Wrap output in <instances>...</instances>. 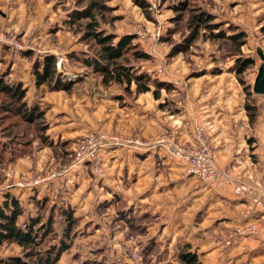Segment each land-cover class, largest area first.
Wrapping results in <instances>:
<instances>
[{
  "label": "rangeland",
  "instance_id": "1",
  "mask_svg": "<svg viewBox=\"0 0 264 264\" xmlns=\"http://www.w3.org/2000/svg\"><path fill=\"white\" fill-rule=\"evenodd\" d=\"M103 1L109 9L101 14L97 13L99 27L106 32H113L117 35L133 34L135 36L134 41L139 43L140 49L150 55L149 59L134 61L132 59L133 63L141 65L144 71L156 77H160V75L172 77L177 80V84L179 83L180 90L192 88L195 91L202 89L204 93L211 86V81L217 79V81H213L215 85L211 88H224V91L222 90L218 94L222 95L220 102L223 105H231L233 102L234 106L240 105L242 107L246 117L242 131L248 135L250 140L257 143L263 157L262 165L264 167L262 151L264 95L254 94L251 90L252 94L247 99L250 103L257 105V116L253 123L249 122L244 109L246 97L243 84L239 82L234 70V62L237 57L252 58V64L247 66L239 75L244 84H248L251 89L258 65L261 62L257 48L264 53V0H185L183 2L185 9H179L180 5L183 4L181 0H144L145 8L139 6L136 0ZM87 3L88 0H0V29L9 36H13L15 42L22 46L20 49H15L0 45V75L5 73L4 79L9 83H22L26 89L24 96L26 103L29 105L38 104L43 109L47 122L46 134L51 141L50 144H42L37 137L38 134L34 131L35 124L33 126V124L20 122L19 126L13 128V133L17 139H20L16 140V143L23 140L28 141L27 144H23L27 145L24 146L26 151L9 161L0 162V197L6 191L18 196L24 209L20 224L29 214L37 212L32 197L34 194L38 197L42 195L40 190L45 184L44 182H47L46 187H50L48 188L50 189L49 194L45 193V195L51 196V204V202L60 201L59 199L64 196L56 188L59 187L57 184L59 177H69L73 182L78 180L79 185H81L80 188L89 183L88 177H82V171L76 172L81 167L89 171L90 175L95 178V182L98 183L106 176L107 164L104 158H112L114 165L112 167L115 168H120L123 162H126V158L131 156L128 152L156 150L175 159L176 157L169 155L162 146L148 147L147 143L161 132L175 131V138L178 143L186 144L180 140L177 126L164 122H160L158 125V122L152 121V117L142 113L143 100L135 101L138 94L131 97L124 94L117 85L104 87L100 83L99 76L80 61L79 57L86 54L91 55L94 51L97 52L96 45L81 39L83 28L76 29L78 25L76 22L72 23L71 19V13L83 9ZM199 10L211 13L214 17L213 20L220 23V29L226 34L234 31L244 33L245 42L238 52L232 49L228 39L211 38L208 31L201 29L187 47L170 54L177 45L184 47V38L190 31L188 26L189 15ZM86 21L88 20L82 19L78 23H85ZM48 53L55 55L56 73L64 71L66 74L68 61H78L84 67L89 68L93 76L91 78L86 76L87 80L80 82L81 77L69 74L64 76L59 73L63 78H79V84L76 82L77 85L74 84L70 90H50L45 84H42L40 87H44L47 93L41 100L42 102H38L37 94L28 92L24 82H29V80L26 81L28 75L31 79L33 78L34 60L41 61L43 56ZM70 54L75 55L79 60L70 57ZM220 73L222 74L216 75ZM18 77L24 78V82ZM221 79L222 81H218ZM230 80L232 81L230 82ZM74 88L76 89L73 90ZM233 92L235 93V96L232 97L234 101L227 95ZM111 93L114 95L122 93L123 98L118 100ZM1 96L2 94H0V99ZM33 99H36V102ZM5 102L6 100L4 102L0 100L2 104ZM140 119H143L145 125L140 124ZM5 120L21 121L19 117L12 116ZM197 125L204 126L205 124H195L193 135ZM250 130L253 132L251 133ZM2 133L0 128V138L7 139ZM100 135L106 138L107 144H110L97 149L96 158H94L96 162L88 160L84 164L82 162L77 166H71L77 147L83 141ZM230 176L236 178L234 175L230 174ZM238 180L254 184L251 180ZM130 183L137 185L136 183L140 182L132 180ZM93 184L95 183L93 182ZM256 187L260 188L259 186ZM51 188L57 190L52 194ZM209 188L213 189L212 187ZM57 192L60 193L59 198ZM87 192L83 193L86 198L82 202L85 203L83 205L77 203L73 206L74 215L82 217L78 231L72 236L70 247L61 253L54 264H82L81 258L76 255L77 252L82 254L85 259L93 257L96 259L98 256L96 247L105 245V243L112 247L113 252L116 251L117 256L114 259L116 261L114 264H142L140 248L143 241L141 238L145 237L149 227L153 226V216L148 214L151 218L145 222V232L131 234L128 232L127 226L121 223L115 226L108 224L110 216L116 215L112 199L107 200L109 205L101 214H97L94 208L101 201L96 202L95 199L89 201L94 195L91 192L90 195L92 196L88 197ZM117 193L121 195L119 191ZM248 202L250 206L243 213L246 217L244 222L228 230L224 237L217 229L215 222L212 223L210 228H213L210 232L206 230L210 220L204 221L203 239L200 238V230L195 229L197 233L193 232V239L185 241L175 254L172 248L170 253L167 249L164 252L162 250L159 252V242L146 239L144 243L153 245L157 243L151 256H148L149 263L183 264L178 260L177 253L187 244L190 250L197 254L200 264H239L238 255L235 254L234 250L232 251L234 240L238 236L264 238L263 235H240L235 232L236 228L255 219L252 213L253 205L249 200ZM65 203L70 205L68 202ZM125 207L127 208V205ZM131 209L135 215L139 214L133 210V207ZM102 220H104L103 225L108 224L107 229L105 226H101L97 230L94 229L95 232L93 224H99ZM101 233L102 235H100ZM231 233L234 235L233 239L226 243ZM98 237L102 239L100 243H97ZM134 248L139 253L137 259L133 257ZM20 254L21 248L14 243L3 242L0 244V264H9L8 261L12 256ZM251 258L246 255L243 258V263L248 264L252 261H250Z\"/></svg>",
  "mask_w": 264,
  "mask_h": 264
},
{
  "label": "crops",
  "instance_id": "2",
  "mask_svg": "<svg viewBox=\"0 0 264 264\" xmlns=\"http://www.w3.org/2000/svg\"><path fill=\"white\" fill-rule=\"evenodd\" d=\"M67 64L66 74L81 77L80 82H85L87 77L93 76L91 70L78 61H68ZM58 73L66 75L64 71ZM159 78L170 82L171 88L168 90L161 88L157 98L153 96L151 90L139 93L135 101L143 100L142 113L152 117V121L158 122V125L164 122L177 126L180 140L186 144L194 141L195 124H205L210 133L217 165L238 179L251 180L256 186L264 188L263 157L257 143L250 140L242 131L246 118L244 110L240 105L234 106L233 102L231 105H223L220 102L222 95L218 94L224 91V88H211L215 85L213 81L217 79L211 81V86L204 93L202 89L180 90L179 83L177 84V80L172 77L160 75ZM18 79L24 82V78ZM28 80L29 82H24L28 92L37 94L36 99L42 102L47 91L44 87L34 85V77L31 79L28 75L26 81ZM227 95L232 98L235 93ZM36 99H33L34 102ZM232 100L234 101L233 98ZM140 124L145 125L143 119H140ZM128 153L131 156L126 158V162H123L120 168L112 167L114 166L112 158H104L107 164L106 176L98 182L99 184L89 171L83 169L84 167L76 172L82 171V177L86 176L87 180H90L85 187L80 188L78 180L73 182L69 177H59L57 183L59 187L56 188L63 193L62 199L73 207L77 203L78 205L85 203L82 202L86 198L83 193L87 191L88 197L92 196L91 192L94 195L89 201L94 199L96 202L107 201L118 196L127 207L131 205L137 213H148L153 216V226H150L148 234L141 238L143 243L146 239H153L159 242V252L167 249L170 253L172 248L174 254L185 241L193 239L192 235L193 232L197 233L196 230H200V238L203 239L204 221L211 220L210 224H207L208 232L215 222L223 237L228 230L244 222L246 217L243 213L249 209L250 204L245 198L235 197L228 187L210 189L192 175H186L184 163L166 153L156 150ZM132 180L140 183L131 184ZM44 183L40 190L42 195L49 194L50 191L48 189L50 187H46L47 182ZM57 189L51 188L52 194ZM118 191L121 195H118ZM252 213L254 216L262 214L261 210L255 208L252 209ZM232 247V251L238 255L239 264H244L243 258L246 255L252 257L248 264H264V238L238 236Z\"/></svg>",
  "mask_w": 264,
  "mask_h": 264
},
{
  "label": "trees",
  "instance_id": "3",
  "mask_svg": "<svg viewBox=\"0 0 264 264\" xmlns=\"http://www.w3.org/2000/svg\"><path fill=\"white\" fill-rule=\"evenodd\" d=\"M183 2L185 0H181V3ZM136 3L142 8L146 6L144 0H136ZM183 4L180 5L179 9H185V3ZM108 9L103 0H88L83 9L71 13L72 23L76 22L78 25L76 29L80 30V28H83L81 39L90 41L97 46V52L94 51L91 55L86 54L83 57H79L80 61L99 76L100 83L104 87L117 85L124 94L131 97L151 90L153 96L157 98L160 89H170L171 83L153 76L151 73L144 71L141 65L133 63L134 60L150 58L149 53L140 49L139 43L134 41L135 36L133 34L117 35L113 32H106L99 27L96 15ZM82 19H87L88 21L78 23ZM213 19V15L204 10L191 13L188 18L190 31L186 36L184 35V47L182 45L178 47L179 45H177L170 54L187 47L201 29L208 31L211 38L228 39L233 47L232 49L238 52L241 45L245 42L244 33L242 31H234L226 34L220 29V23ZM70 57L79 60L73 54H70ZM252 62L250 57L242 58L239 56L234 62V70L239 82L243 84L246 97L244 109L247 113L248 121L253 123L257 116V105L248 101L247 98L252 94L250 86L244 84V81L239 77ZM32 71L35 85L45 84L50 90H70L79 81V78H63L59 73H56V58L53 53L44 55L41 61L35 59ZM4 76L5 73H1L0 94L2 96L0 100H3V102L6 100V102L0 103V128L3 136L7 137V139L0 138V162L9 161L25 153L26 149L24 146L27 145L23 144H27L28 141L25 142L23 140L16 143L15 141L20 139H17L15 133H13V128L19 126L20 122L33 124V126L35 124L34 131L38 134L37 137L40 142L42 144L51 143L46 134L47 122L43 109L38 104H27L24 99L26 89L22 83H9L4 79ZM114 98L121 100L123 94H116ZM10 116L19 117L21 121H6L5 119ZM59 192H57L58 198ZM50 197L45 194L38 197L34 194L32 200L35 203L37 212L29 214L26 219L22 220V224H20V218L24 209L18 196L6 191L0 197V244L3 242L14 243L21 248V254L12 256L8 261L9 264H54L61 253L70 247L72 236L78 231L82 217L74 215L73 207L65 203L66 201L62 200V198L59 199L60 201L51 202L50 204ZM112 202L116 209V215L110 216L108 224L115 226L121 223L127 226V230L131 234L146 231L145 222L151 218L148 213L135 215L131 207L126 208V203L117 196L112 199ZM108 205L109 203L103 200L94 208V211L97 214H101ZM103 222L102 220L99 224H93V230H97L101 226H105L107 229L108 224L105 223L103 225ZM101 241L102 239L98 237L97 243ZM156 245L157 243H154V245L149 243L141 244L142 264H150L148 256H151ZM96 248V252H98L97 258L99 259L94 257L85 259L82 254L77 252L76 255L81 258L82 264H114L116 262L114 260L117 256L116 251L113 252L110 245L105 243V245H100ZM101 257L103 258L101 259ZM177 258L183 264H200L197 254L190 250L187 244L178 251Z\"/></svg>",
  "mask_w": 264,
  "mask_h": 264
},
{
  "label": "built area",
  "instance_id": "4",
  "mask_svg": "<svg viewBox=\"0 0 264 264\" xmlns=\"http://www.w3.org/2000/svg\"><path fill=\"white\" fill-rule=\"evenodd\" d=\"M0 45H7L15 49L22 48L20 44L15 42L13 36H9L2 29H0ZM175 133V131L161 132L149 141L147 145L149 148L162 146L169 155L183 161L185 163L186 175L195 176L212 188L219 189L228 186L235 197L248 199L253 208L261 210L262 214L255 216L254 220L246 223L244 226L236 228L235 232L240 235L252 234L264 236V188L258 189L254 184L238 180L217 165L206 125H197L195 127L194 141L191 144L178 143ZM106 144L107 140L102 135L83 141L75 151L74 162L71 166H77L82 162L84 164L88 160L96 162L94 158H96L97 149ZM262 151L264 154V138ZM233 236V233H231L226 243H229L233 239ZM133 257L135 259L139 257L137 249L134 250Z\"/></svg>",
  "mask_w": 264,
  "mask_h": 264
},
{
  "label": "water",
  "instance_id": "5",
  "mask_svg": "<svg viewBox=\"0 0 264 264\" xmlns=\"http://www.w3.org/2000/svg\"><path fill=\"white\" fill-rule=\"evenodd\" d=\"M257 53L261 59V62L258 65L255 78L252 82L251 90L254 94L264 95V53L259 48H257Z\"/></svg>",
  "mask_w": 264,
  "mask_h": 264
}]
</instances>
